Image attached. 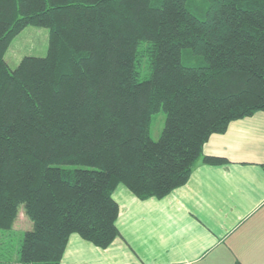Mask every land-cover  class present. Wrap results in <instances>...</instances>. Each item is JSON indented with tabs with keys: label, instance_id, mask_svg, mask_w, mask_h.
Listing matches in <instances>:
<instances>
[{
	"label": "trees",
	"instance_id": "1",
	"mask_svg": "<svg viewBox=\"0 0 264 264\" xmlns=\"http://www.w3.org/2000/svg\"><path fill=\"white\" fill-rule=\"evenodd\" d=\"M29 25L48 29L46 55L12 69L4 54ZM257 111L264 0H0V264H60L73 233L106 248L118 185L166 196L197 160L225 163L204 143ZM20 215L15 248L3 232Z\"/></svg>",
	"mask_w": 264,
	"mask_h": 264
},
{
	"label": "crops",
	"instance_id": "2",
	"mask_svg": "<svg viewBox=\"0 0 264 264\" xmlns=\"http://www.w3.org/2000/svg\"><path fill=\"white\" fill-rule=\"evenodd\" d=\"M203 154L226 162L197 160L187 182L162 198L141 200L118 185L119 235L99 248L73 233L60 264H264V111L210 135Z\"/></svg>",
	"mask_w": 264,
	"mask_h": 264
},
{
	"label": "rangeland",
	"instance_id": "3",
	"mask_svg": "<svg viewBox=\"0 0 264 264\" xmlns=\"http://www.w3.org/2000/svg\"><path fill=\"white\" fill-rule=\"evenodd\" d=\"M48 29L41 26L29 25L26 26L19 34H17L10 42L5 54L4 60L13 69L24 56H39L43 57L47 52ZM164 125V113L157 112L152 116L150 126V136L156 140ZM19 222L15 224L14 229L9 232L7 241L12 246L18 247L22 241L24 231L28 228V222L20 215ZM264 254V252L262 253ZM260 262L264 263V255L260 256Z\"/></svg>",
	"mask_w": 264,
	"mask_h": 264
}]
</instances>
